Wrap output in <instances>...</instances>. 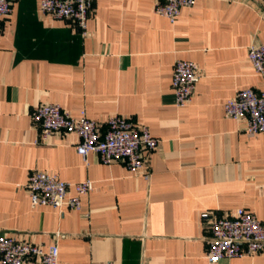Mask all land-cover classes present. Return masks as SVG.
<instances>
[{"label":"crops","instance_id":"obj_1","mask_svg":"<svg viewBox=\"0 0 264 264\" xmlns=\"http://www.w3.org/2000/svg\"><path fill=\"white\" fill-rule=\"evenodd\" d=\"M159 0H95L86 30L40 11L39 0H9L0 28V233L56 242L57 264H264V250L210 263L208 226L244 208L264 224V132L245 131L224 104L238 90L264 91L247 49L264 42V0H196L175 22ZM199 68L190 102L175 104L174 62ZM42 103L102 128L118 114L157 138L149 178L123 162L76 151L78 136L41 137L31 119ZM34 170L90 180L79 210L32 207ZM74 191L69 190L68 195Z\"/></svg>","mask_w":264,"mask_h":264},{"label":"built area","instance_id":"obj_2","mask_svg":"<svg viewBox=\"0 0 264 264\" xmlns=\"http://www.w3.org/2000/svg\"><path fill=\"white\" fill-rule=\"evenodd\" d=\"M196 0H159L154 12L175 22L183 7H190ZM95 0H39L40 11L54 19L70 22L84 33ZM10 12L9 0H0V28L3 17ZM247 57L257 74H264V42L248 46ZM199 79L198 65L189 60L174 62L171 87L175 104L186 106L193 95ZM224 114L227 118L245 121V131L253 135L264 132V91L252 88L238 90L226 100ZM31 119L38 127L41 137L54 132H71L78 136L75 146L82 157L94 152L104 164L121 161L131 173L149 178L146 169L147 154L154 150L158 140L144 125H136L130 118L115 114L109 116L102 126L85 112L72 116L56 103H42L31 112ZM93 184L90 180L70 183L45 171H32L26 183L32 207L48 205L79 210L80 195L88 194ZM74 191L68 195L69 190ZM201 222L208 226L209 236L205 257L210 263L223 258L253 255L264 250V224L254 213L238 208L233 214L215 216L204 211ZM58 245L52 243L47 250L39 244L20 240L13 235L0 233V264H57Z\"/></svg>","mask_w":264,"mask_h":264}]
</instances>
